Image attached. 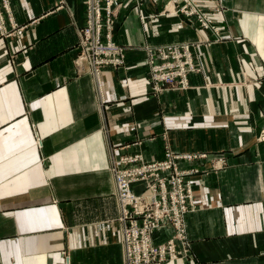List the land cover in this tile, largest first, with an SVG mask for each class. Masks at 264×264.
<instances>
[{
    "label": "crops",
    "instance_id": "0c3cea01",
    "mask_svg": "<svg viewBox=\"0 0 264 264\" xmlns=\"http://www.w3.org/2000/svg\"><path fill=\"white\" fill-rule=\"evenodd\" d=\"M218 2L221 41L199 48L207 79L191 75V90L158 101L142 46L209 32L125 0L115 24L125 67L97 79L73 65L80 0H11L21 29L0 36V264H122L111 159H160L163 128L172 150L227 161L193 177L189 263L264 264V143L250 125H264V88L238 86L263 73L264 0Z\"/></svg>",
    "mask_w": 264,
    "mask_h": 264
},
{
    "label": "built area",
    "instance_id": "2783aa9c",
    "mask_svg": "<svg viewBox=\"0 0 264 264\" xmlns=\"http://www.w3.org/2000/svg\"><path fill=\"white\" fill-rule=\"evenodd\" d=\"M103 1L106 3L105 10L102 12L99 5L100 0H88L87 14L89 22L86 30L81 32L84 34L80 33L83 55L80 56L77 62L79 72L84 71L92 76L95 73L100 74V68L111 65L116 66L121 63L120 53L117 56L118 59L113 57L112 60L107 61L102 58L93 59L92 54L89 52L91 47H95L96 44L99 45L102 29L100 20L104 16L110 17L115 3V0ZM184 2L186 5H192L190 9H186V14L194 13V0H184ZM169 3L173 4V10L169 11L167 9V11L175 13L177 11L176 5L172 0H169ZM106 24V42L108 41L107 45L110 50L105 53L110 57L116 54L115 50L120 49V47H116L111 42V33L115 22L108 19ZM0 31L5 32L1 12ZM85 40H89L90 44H86ZM183 46L186 61L185 59L178 61L184 63V65L181 68L182 70L178 71L180 75H176L174 79L184 81L186 73L197 68L195 66L197 62H193L189 46L185 44ZM156 49L153 51L155 52ZM179 51L174 49L172 53L178 54ZM154 52L151 54L153 55ZM151 54L149 55L150 58ZM161 54L166 59H170L172 55L171 52L167 53L166 51ZM89 67L94 74L85 70ZM150 68L154 76L157 77L158 72L155 70L156 61L154 59L150 61ZM166 153L163 161H146L139 153L134 156H122L120 158L112 156L111 174L115 188L113 194L118 208L117 222L119 224V241L123 250L122 264H164L174 259L188 258L189 239L185 217L197 208L191 183L184 182L188 171L179 170L177 160H191L201 157V155L183 154L182 156H176L170 150H167ZM216 165H221V163L217 161ZM194 172H197V170H194ZM136 185H141V188L135 190L134 186ZM164 228L172 230V238L159 246H155L153 236L160 233ZM176 241L180 249L176 248ZM66 263L68 264V261Z\"/></svg>",
    "mask_w": 264,
    "mask_h": 264
},
{
    "label": "rangeland",
    "instance_id": "374dc122",
    "mask_svg": "<svg viewBox=\"0 0 264 264\" xmlns=\"http://www.w3.org/2000/svg\"><path fill=\"white\" fill-rule=\"evenodd\" d=\"M4 1V2H3ZM125 0H115V3L113 4L112 7V12L110 17H106L104 16L103 18H101L100 23L102 24V29L100 32V38H99V45L96 44L95 47H91V50H89V52L92 54L93 59L96 58H102V59H106L108 60H112L113 57H116L119 55L120 53V58H121V63L120 65H116V66H105L103 68H100L99 71L100 74L105 71L106 69H111V70H118L121 68L125 67L126 64V54L127 51L129 50L126 46L122 45L121 43H119L116 40V27L112 28V33H111V42L113 43V45H115L116 47L119 46L120 49H116L115 53L113 56L108 57V54H106L105 52L107 50H110L108 48V41L106 42V34H107V30H106V22L108 21V19L111 20V22H115V24H119L121 21V8L123 6ZM100 9L103 12V10H105V1L100 0ZM133 2V8L132 9H140L142 6H144L145 4H148L150 6L153 7H157L158 8V13L157 16L159 17H164L167 15H174V16H178L179 18H181L182 21H184V23L187 26H190L192 28H197L200 31H207L209 32L213 37L209 40V41H203V40H198V41H192V42H187V41H180V42H173V43H166V44H160V45H151V44H146L144 46H142L141 51L143 54L142 59L140 60V66L143 68L144 72H145V77L147 80V85H148V90L149 93L152 94V96L154 98H156V100L161 101V95L162 94H168V93H184L187 92L189 90L192 89V86L190 85V81L189 78L191 75H199L201 76L203 79H207L208 77V72L204 63V59L203 56L201 55V53L199 52V48L202 46H210L212 44H216L217 42L221 41L222 38V30L219 26H217L215 24V21L213 19V15L220 13L223 11V7L222 4L220 2H218V0H194V5L193 7L195 8V12L194 13H189L186 14V9H190L192 7V5H186V3L184 2V0H172V2L176 5L177 11L175 13H170L167 11V4L169 2V0H159V1H155V0H132ZM0 12L3 16L4 19V28H5V32L0 31V36L8 38L9 36H11L12 34V30H20L21 28H18L17 24L14 21V17H13V10H12V6H11V0H0ZM7 3V6H6ZM88 0H80V6H81V14H82V23L81 25L78 27L77 29V36H78V41L76 44V55L75 58L73 60V65L74 68L76 70L77 75L81 74L79 72V65H78V59L80 58L81 55H83L82 53V46H81V33L84 30H86V27L88 25L89 19H88ZM8 8V9H7ZM62 6L59 8L61 9ZM198 12H200L201 14H199ZM147 15H145L146 17ZM144 17V18H145ZM202 17V18H199ZM206 24H208L206 26ZM196 31V30H193ZM198 31V30H197ZM7 33V34H5ZM81 33V34H80ZM86 44H90L89 40H85ZM188 45L189 48L191 49L190 54H192L193 57V62H197L196 63V67L195 69H193L192 71H189L186 73V79L183 80H178V79H174L176 75H180V72H178L179 70H182V66L184 65V63H179L178 61L180 59L184 60L185 59V55H184V46L183 45ZM155 48H157L155 50V52L153 51ZM180 50L178 52V54L176 53H172L173 50ZM150 50V51H149ZM166 51L167 53L171 52V57L170 59H166L163 58L162 56V52ZM152 52L153 55L151 54ZM151 54V58L149 57V55ZM197 57V59H196ZM151 59H154L156 61V71L157 73V77L154 76V73H152L151 68H150V61ZM186 61V59H185ZM112 63V61H110ZM199 63V66H198ZM84 72V71H83ZM243 81H241L238 86H241L243 88H246L250 85L254 86V87H263L264 88V68H263V73H261L259 76H257L255 79H251V78H247L246 76L243 75ZM173 81V82H172ZM166 98H164L165 101ZM251 129L254 131V141L256 143H264V125H262L261 127L256 126V124L254 122H251ZM163 127V126H162ZM158 137L161 139V141L163 142V151H162V156L160 159L158 160H147L144 158L143 154H141L140 152H138L139 154H141L143 156V158L146 161H163L165 160V156H166V151L170 150L172 152V154L176 155V156H182L183 154H199L201 155V157H197L195 159H191V160H177L178 162V168L179 170H185L188 171L187 175H186V179L184 180V182H190L191 183V187H192V192H194V181H193V177L194 175L197 174H208L210 172H216L219 170H222L223 168H225L227 166V161L225 159V157L223 155H217V156H210V154L204 153V152H176L174 150L171 149V146L168 144V138H167V131L166 129H162L158 135ZM262 137V138H261ZM138 153H134V154H122V155H118V156H114L115 158H120L122 156H134ZM219 161L221 163V165H216V162ZM183 164H186V166H183ZM194 170H197V172H194ZM183 182V181H182ZM141 186V185H138ZM194 199H195V194H194ZM195 205L197 208V204L195 201ZM192 213V212H190ZM188 213V214H190ZM188 214L185 217V221L186 218L188 216ZM168 230H171L169 228H164L161 230L160 233H157L160 236H153V242L155 244V246H159L160 244H163L164 242H167L168 240H170L172 238V234L171 235L168 234ZM186 230H187V226H186ZM172 231V230H171ZM188 236V234H187ZM165 238V240H164ZM163 240L162 242L158 241V240ZM189 239V238H188ZM176 248H179V244L176 241L175 242ZM180 249V248H179ZM188 258L183 257L184 259H175L173 261H167V262H182L183 264H190V260H191V243L189 241V246H188ZM182 258V256H180ZM166 263V262H165Z\"/></svg>",
    "mask_w": 264,
    "mask_h": 264
},
{
    "label": "bare ground",
    "instance_id": "6f19581e",
    "mask_svg": "<svg viewBox=\"0 0 264 264\" xmlns=\"http://www.w3.org/2000/svg\"><path fill=\"white\" fill-rule=\"evenodd\" d=\"M167 9H168L169 11H172V10H173V4H172V3H169V4L167 5ZM113 27H115V24L113 25ZM85 70L88 71V72H90V73H93V71H91L90 67H89V68H85ZM93 74H94V73H93ZM98 75H99V73H98V74L95 73L93 76L97 78ZM174 260H175V259H174ZM65 264H67L66 261H65ZM68 264H69V261H68Z\"/></svg>",
    "mask_w": 264,
    "mask_h": 264
}]
</instances>
